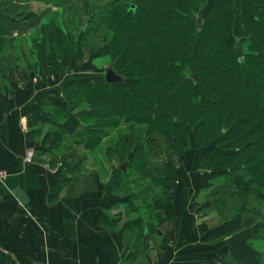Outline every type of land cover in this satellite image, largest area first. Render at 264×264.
I'll return each mask as SVG.
<instances>
[{"label":"trees","instance_id":"obj_1","mask_svg":"<svg viewBox=\"0 0 264 264\" xmlns=\"http://www.w3.org/2000/svg\"><path fill=\"white\" fill-rule=\"evenodd\" d=\"M51 2L59 10L32 12L28 26L17 19L22 12L1 9L0 80L18 59L29 63L27 72L66 73L61 95L43 100L36 128L49 124L45 133L53 150L68 151L65 158L73 151L64 141L72 138L109 166L114 158L126 163L117 192L137 213L126 240L145 235V224L158 235L159 223L172 218L176 158L190 155V166L197 160L205 171V186H197L208 189L202 208L212 213L230 204L206 237L242 236L238 254L224 264H264V0H45ZM30 26V39L17 38L29 39L30 52L21 39L9 50L12 31ZM80 43L93 49L97 72L68 68L78 65ZM108 67L122 79L107 82ZM134 177L147 184L131 193ZM253 212L262 219L252 220Z\"/></svg>","mask_w":264,"mask_h":264},{"label":"crops","instance_id":"obj_2","mask_svg":"<svg viewBox=\"0 0 264 264\" xmlns=\"http://www.w3.org/2000/svg\"><path fill=\"white\" fill-rule=\"evenodd\" d=\"M27 32L13 30L9 50ZM23 61L16 60L0 80V168L9 172L0 183V264H224L225 257L238 254L241 235L206 237L221 219L202 208L206 189L197 186H205V171L197 160L190 166V155L176 158L180 178L172 218L159 223L158 235L149 234L155 225L145 224V235L129 234L126 240L124 230L131 231L127 223L137 213L127 209L125 193L117 192L126 179L119 162L113 159L104 176L93 168L69 176L68 164L59 162L63 153L54 152L45 133L49 124L36 128L43 102L61 95L67 75L27 72Z\"/></svg>","mask_w":264,"mask_h":264},{"label":"rangeland","instance_id":"obj_3","mask_svg":"<svg viewBox=\"0 0 264 264\" xmlns=\"http://www.w3.org/2000/svg\"><path fill=\"white\" fill-rule=\"evenodd\" d=\"M3 2H4L3 3L4 9H2V10H9V12L13 11L15 14L22 12L21 15L17 19L20 20L21 22H23L24 24H26L27 26H28V23L32 24L34 18H36V17L33 18L32 12L42 13V14H44L43 17H45V16H50L51 14H55L59 10V8H57L56 6H53L52 2L50 3V5L47 6L45 3V0H3ZM49 6H50V8L51 7L53 8V9H51L50 12H48L46 10L47 8H49ZM4 14H6V13H4ZM16 16L17 15H14V18ZM88 16L89 15H87V17H86L87 19L84 20L85 22L89 21ZM66 19H67V17H66ZM27 30L30 31L31 29H27ZM29 33L30 32H27L26 34L21 33V37L25 36L26 38L30 39ZM20 39H17L18 40L17 42H19V40H20L19 44H20L21 50L23 52L29 53L30 52L29 39H24V38H20ZM31 44H32V42H31ZM79 47H80V50L82 51V54L80 55V59H79V61H81V63H78L77 67H73V68L68 67V68H70V70H73V71L75 70L77 72L98 71V68H96L97 67L96 64L90 62V58L94 53L93 49H91V46L88 44H85V46H82V44L80 43ZM87 49H89V50H87ZM74 58H73V61H74ZM21 61H22V59H21ZM28 64H29L28 62H24L20 65V67L22 66V68L26 71V67L28 66ZM25 71H23V72H25ZM99 71H101V70H99ZM22 120H23V123H22L23 128L24 127L28 128V124H29L28 117L27 118L23 117ZM73 143H74V141L72 140V138L69 140L66 139V141H64L63 146L72 148L73 154H70V155H68L70 157L65 158L68 151L62 150L61 152L63 153V156H62V158L61 157L59 158V162H64V161H66L65 159H67L66 163H68V166H67L66 170L69 171V176H71L70 174L74 175V173L77 170H79L80 168H83L82 170H84L85 168L91 170L93 168V171L100 172V174L104 176V174L107 170L106 168H108V164L102 158V154L99 152L96 153L97 150H91V151L85 150L83 146H81V145L79 146V145L73 144ZM73 145H74V147H72ZM57 150H58V148H57ZM54 152H57V151L54 150ZM86 157H87V159L85 160ZM82 159H83V161H82ZM116 160H117V158H116ZM179 160H182V158H180ZM95 161H98V163H95ZM186 161H188V160H186ZM117 162H118V160H117ZM81 163H84L83 167L81 166ZM195 177H198V176L195 175ZM131 181L134 182L133 185H132V183H130L128 185L125 184V185H127L126 186L127 190H129L131 193L134 191H137L138 189H142L144 187V185L147 184V182H145V180L139 181L138 177L131 178ZM195 184L197 185L198 182L196 181ZM206 191H208L207 188H206L205 192L202 194L203 196L201 198L203 200H205L208 197V192H206ZM139 201L141 202V200H139ZM234 201L236 202V204H234L233 207L237 210L238 209L237 206L239 205V202H237L235 199H234ZM128 206H130V204H128ZM228 206H230V204L229 205H223V208L221 209V211H217V210L214 211L217 215H219L220 219L222 217H226V215L228 214V212H229ZM250 206L259 207V210H261V212H262L263 206H261L259 203H257V204L251 203ZM142 211H143V208H141L138 212H142ZM209 213H211V212H209ZM262 213H263V215H262V218H263L264 212H262ZM247 214L252 216V220H254V221H256L258 219H262L261 217L257 216L255 214V212L247 213ZM250 224L247 226H250ZM246 230L253 231L254 228L248 227Z\"/></svg>","mask_w":264,"mask_h":264},{"label":"water","instance_id":"obj_4","mask_svg":"<svg viewBox=\"0 0 264 264\" xmlns=\"http://www.w3.org/2000/svg\"><path fill=\"white\" fill-rule=\"evenodd\" d=\"M198 24L199 25L201 24V19L200 18H198ZM105 79H106L107 82L112 83V82H118L122 78H121V75L118 74L112 67H108L106 69V72H105ZM194 79H195V76H194ZM121 168L123 170L126 169V163L125 162L123 164H121Z\"/></svg>","mask_w":264,"mask_h":264},{"label":"built area","instance_id":"obj_5","mask_svg":"<svg viewBox=\"0 0 264 264\" xmlns=\"http://www.w3.org/2000/svg\"><path fill=\"white\" fill-rule=\"evenodd\" d=\"M33 155L32 150H28L26 153L27 160H31ZM9 172L5 168H0V183L4 182V180L7 178Z\"/></svg>","mask_w":264,"mask_h":264}]
</instances>
